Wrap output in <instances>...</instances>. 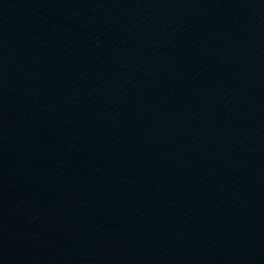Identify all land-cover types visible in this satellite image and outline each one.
Returning a JSON list of instances; mask_svg holds the SVG:
<instances>
[{
  "label": "water",
  "instance_id": "95a60500",
  "mask_svg": "<svg viewBox=\"0 0 264 264\" xmlns=\"http://www.w3.org/2000/svg\"><path fill=\"white\" fill-rule=\"evenodd\" d=\"M0 264H264V0H0Z\"/></svg>",
  "mask_w": 264,
  "mask_h": 264
}]
</instances>
